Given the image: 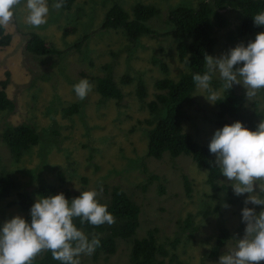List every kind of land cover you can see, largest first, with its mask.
I'll return each instance as SVG.
<instances>
[{"label": "rangeland", "instance_id": "1", "mask_svg": "<svg viewBox=\"0 0 264 264\" xmlns=\"http://www.w3.org/2000/svg\"><path fill=\"white\" fill-rule=\"evenodd\" d=\"M199 1L76 0L69 10L57 11L52 8L56 1L47 0L50 9L47 23L39 28L25 23L24 4L16 9L12 24L4 28L12 36L11 43L0 47V79L9 71L6 91L16 104L14 112H0V170L15 177L18 189L0 200V226L15 216L26 220L30 214L13 204L17 192L30 194L35 203V191L41 184L73 192H99L102 188L97 200L103 202L109 196L107 191L118 186L141 208L136 237L142 238L152 230L158 244L177 238L175 249L170 250L174 258H159L165 264H218L220 257L209 259L208 253L220 228H226L231 236L221 255L236 247V240L245 234L240 233L241 210L248 194L236 196L225 177L219 184L225 185L226 190L213 192L206 182V170L199 169L188 156L172 158L166 153L159 160L147 156L150 126L146 121L154 120L155 116L157 121L163 112L162 109L151 114L147 108L158 93L154 84L165 77L177 80L187 72L177 56L178 41L168 35L173 30L168 12L181 4L195 7ZM138 3L158 10L147 22L152 35L131 41L121 29H100L104 14L114 4L132 16V8ZM226 17L227 26L214 32L213 58L227 54L225 46L230 36L236 46L241 43L247 46L258 33L264 32L239 36L241 15L228 12ZM29 34L53 43L60 55L39 57L26 53ZM161 63L166 65V72ZM107 74L122 92L119 101L102 99L96 91V79ZM124 77L129 81L124 82ZM81 79L93 85L83 101L78 100L73 90ZM139 80L145 86L143 100L136 95ZM213 80L215 84L210 86L219 98L224 91L223 82L218 74ZM231 89L244 96V109L257 124L264 120V90L249 98L242 85L234 84ZM207 97L206 91L195 86L184 105L182 123L185 132L206 146L220 129L215 116L217 107ZM73 105H77V112L68 114ZM19 123L31 125L41 140L15 159L2 142L1 134L9 124ZM184 178L189 183V193ZM254 194H259L258 188ZM224 204L229 207L224 208ZM247 207L254 208L257 214L264 210V206ZM189 216L191 226L187 228L185 221ZM130 247L128 242L119 240L113 255L101 254L97 260L92 255H81L80 264H131Z\"/></svg>", "mask_w": 264, "mask_h": 264}, {"label": "trees", "instance_id": "2", "mask_svg": "<svg viewBox=\"0 0 264 264\" xmlns=\"http://www.w3.org/2000/svg\"><path fill=\"white\" fill-rule=\"evenodd\" d=\"M59 2V0H55ZM76 0H64L62 10H69ZM264 11V0H201L195 7L181 4L171 8L168 12V22L173 27L168 35L173 36L178 42L176 44L177 56L187 68L177 80L162 78L155 82L154 86L158 93L155 99L147 104L151 114L162 111V115L154 120H147L150 126L147 131V156L154 159H161L164 154L172 158L181 155L192 159L199 169L207 172L206 182L213 192L226 190L225 185H220L219 180L223 177L215 165V158L209 152L206 145L196 142L189 133L183 129L184 105L190 99L195 89L194 74H203L205 71L204 56H211L216 45L214 32L217 28L227 26L226 13L238 12L241 15V24L238 28L239 36L253 35L264 30V27L255 26L253 17ZM158 14L157 8L152 5L135 4L130 16L120 5L114 4L104 14L100 29L118 30L121 29L124 35L131 41L138 40L141 36L152 35L153 31L147 26V22ZM12 36L0 28V47L4 48L11 43ZM233 37L228 38L226 52L234 48ZM24 51L35 56L60 55L53 43L45 41L37 34H29L25 43ZM189 59V63L186 60ZM162 69L166 72L167 67L161 63ZM10 73L7 71L5 77L0 79V112H14L16 104L7 94ZM128 82L127 77L123 78ZM211 84H215L212 80ZM96 91L102 99H114L119 101L122 92L113 81L110 74L96 79ZM137 98L143 100L146 96L145 86L142 80L138 81ZM217 111L215 113L216 123L221 129L224 125H231L234 122H241L242 125L255 131L258 124L252 115L244 109V96L235 93L233 89H224L223 94L215 101ZM77 105H73L68 114L77 112ZM160 114V113H159ZM2 142L8 147L11 156L19 159L30 148L36 146L40 140V134L29 124H9L1 134ZM60 181L63 182L60 174ZM157 181L161 179L154 177ZM186 193L190 192L189 183L184 178ZM18 189L15 177L9 172L0 170V200L8 197ZM161 189L163 187L161 186ZM108 192L106 201L99 202L107 205L108 211L115 217V223L111 226L104 224L92 226L85 222L80 223L79 218L74 219V225L82 230L91 240L94 236L100 240L92 258L97 260L101 254L113 255L117 250L119 240L128 242L130 247L129 259L131 264H165L159 258H174L170 250L175 249L177 238L165 244H158L152 230H149L142 238L136 237L139 228L140 206L120 187L114 186ZM37 197L49 196L63 193L69 201L80 195V192H73L68 188H57L48 184H41L35 191ZM215 197V196H214ZM15 205L23 211L30 213L34 204L30 194L17 192ZM30 222V214L26 216ZM186 227L191 226L190 216L185 221ZM246 225L242 222L240 233L244 234ZM230 233L226 228H220L215 243L208 253L209 259H217L221 256V249L230 239ZM33 264H60L52 258L51 252H44L38 256Z\"/></svg>", "mask_w": 264, "mask_h": 264}, {"label": "clouds", "instance_id": "3", "mask_svg": "<svg viewBox=\"0 0 264 264\" xmlns=\"http://www.w3.org/2000/svg\"><path fill=\"white\" fill-rule=\"evenodd\" d=\"M22 4L27 11V25L39 28L47 23L50 11L47 0H0V28L12 24L16 9ZM62 7L64 0L52 5L57 11ZM252 19L255 26L264 27V11ZM204 61L205 71L194 74L192 79L199 89L208 93L210 104L218 99L210 86L217 74L224 89L229 90L234 84L242 85L249 98L264 90V32L258 33L247 46L238 44L219 58L205 55ZM92 88L87 79L73 85L80 101ZM208 148L215 155L214 163L221 175L231 182L234 194H248L241 210L242 222L246 225L244 237L236 240L233 250L220 256L218 264H259L264 261V210L257 214L247 205L264 206V120L255 131L245 128L239 121L226 124L214 132ZM256 188L259 194H254ZM102 191V188L99 192L83 191L70 201L63 193L37 197L30 208V222L15 216L0 226V264H33L46 251L60 264H80L81 255L94 254L100 247L99 238L94 236L89 240L74 225V219L79 218L82 225L85 222L96 227L113 225L115 217L107 205L97 200ZM223 207L229 206L224 204Z\"/></svg>", "mask_w": 264, "mask_h": 264}]
</instances>
